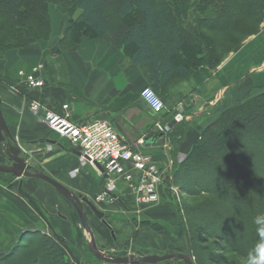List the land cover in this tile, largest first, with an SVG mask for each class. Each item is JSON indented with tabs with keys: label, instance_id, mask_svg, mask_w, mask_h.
<instances>
[{
	"label": "crops",
	"instance_id": "1",
	"mask_svg": "<svg viewBox=\"0 0 264 264\" xmlns=\"http://www.w3.org/2000/svg\"><path fill=\"white\" fill-rule=\"evenodd\" d=\"M53 7V16L51 7L48 13L51 38L56 40L62 36L65 23L63 18L57 19L61 11ZM37 66L40 69L36 75L44 81V86L32 91L24 86L19 73L28 75ZM0 70L9 82L0 84V110L8 132L26 152V162L33 170L103 212L108 227L82 203L100 253L111 242L115 246L134 247L136 251L130 257H161V251L186 255L185 244L176 232V214L168 202L173 197L165 195L167 190L161 189L159 204L142 212L126 207L113 191L108 194L113 201L98 200L104 192L106 178L85 162L68 141L49 131L38 116H33L27 109L28 101L38 102L55 113H62V106L67 105L70 120L78 125L108 121L123 142L135 145L142 139L144 145L135 148L171 174L174 164L186 158L203 123L213 113L223 111L233 88L245 81L253 87L264 85V31L245 41L241 50L226 58L201 87L183 83L180 87L183 90H171L169 98L163 95L166 103H175L174 112L177 107L184 112L178 124L149 112L139 98L140 91L147 86L141 72L122 51L101 39L83 37L73 47L30 43L0 55ZM171 97L179 99L171 101ZM156 121L169 131L157 133ZM9 164L7 158L0 157V165ZM7 181H11L12 188ZM14 181L10 175L0 173V254L21 242L22 235L30 232L50 235L48 232L53 231L80 264H109L90 252L78 213L59 192L35 178H22L17 186L13 185ZM72 211L79 220L80 236L75 231ZM153 264L184 263L166 259Z\"/></svg>",
	"mask_w": 264,
	"mask_h": 264
},
{
	"label": "trees",
	"instance_id": "2",
	"mask_svg": "<svg viewBox=\"0 0 264 264\" xmlns=\"http://www.w3.org/2000/svg\"><path fill=\"white\" fill-rule=\"evenodd\" d=\"M51 5L68 19L56 40ZM263 31L264 0H0V34L8 39L0 37V55L30 43L73 47L83 37L101 39L141 72L145 87L167 105L160 118L168 121L175 103H166L163 95L169 98L174 79L198 78L195 87H201L228 55ZM1 83L9 84L0 70ZM253 91L213 113L184 161L171 170L179 202L182 194L193 200L178 206L175 198L170 205L194 264H247L262 239L255 218L264 215V85ZM201 237L221 246L206 245ZM21 239L0 254V264H73L69 248L50 235L30 232Z\"/></svg>",
	"mask_w": 264,
	"mask_h": 264
},
{
	"label": "built area",
	"instance_id": "3",
	"mask_svg": "<svg viewBox=\"0 0 264 264\" xmlns=\"http://www.w3.org/2000/svg\"><path fill=\"white\" fill-rule=\"evenodd\" d=\"M39 69L37 66L28 75L19 73V78L27 89L40 90L44 86L43 80L36 75ZM139 98L153 115H161L166 110L161 98L148 87L140 91ZM27 109L33 116H38L49 131L77 149L85 162L101 166L108 176L107 191L111 192L115 184H119L137 207L158 204L161 189L168 190L179 202L180 193L172 185L170 173L162 170L149 156L143 155L135 148L137 145H143L142 139L135 145L122 142L111 124L105 120L75 124L70 120L67 105L62 106V113L48 111L35 101L29 102ZM182 120V113L173 116L175 124L181 123ZM155 128L161 134L169 131L160 122L155 124ZM98 200L113 201L105 192Z\"/></svg>",
	"mask_w": 264,
	"mask_h": 264
},
{
	"label": "water",
	"instance_id": "4",
	"mask_svg": "<svg viewBox=\"0 0 264 264\" xmlns=\"http://www.w3.org/2000/svg\"><path fill=\"white\" fill-rule=\"evenodd\" d=\"M80 156V154H79ZM0 157L7 158L9 160V165H0V173L10 175L13 179H15L13 185L17 186L19 181L22 178H35L44 181L48 185L52 186L59 194H61L78 213L79 219L85 230L87 237L89 239V249L90 252L99 260L109 263V264H135V263H143V264H153L159 261H163L166 259H177L182 261L184 264H194L189 255H181V254H165L161 257L159 256H146V257H134L131 256L129 258H109L104 256L99 252L91 229L88 225L86 214L83 211L82 203H84L90 212L100 220L106 227H108L107 223L104 219L103 212L99 211L96 206L85 200L79 199L74 196L71 192H69L66 188H64L61 184L55 182L51 178L46 175L37 172L32 169V167L27 164L26 159L27 155L21 150L18 143L12 138L10 133L8 132L1 110H0ZM93 166L99 171L104 178L107 179V175L104 174L103 169L96 163H93ZM33 229V226L30 227ZM48 234L53 236L56 240L60 241L57 235L53 231H49ZM113 236V234L111 233ZM61 242V241H60ZM69 256L73 260V264H80L77 261L71 252L69 251Z\"/></svg>",
	"mask_w": 264,
	"mask_h": 264
},
{
	"label": "rangeland",
	"instance_id": "5",
	"mask_svg": "<svg viewBox=\"0 0 264 264\" xmlns=\"http://www.w3.org/2000/svg\"><path fill=\"white\" fill-rule=\"evenodd\" d=\"M51 7V9H50V12H51V15L53 16V14H52V12L54 11L53 10V5H51L50 6ZM60 17H59V16ZM57 15V19L58 20H60V18L62 19L63 18V20H64V23H65V27L67 26V18H66V16H63L62 14H58ZM258 36V35H257ZM0 37L1 38H3V40H8L7 38H5V36L3 35V34H0ZM254 37H256V36H254ZM238 52H236V53H234V54H230V55H228V57H230L231 55H236ZM227 57V58H228ZM248 60V62H250V61H252V60H249V59H247ZM196 80H198V78H192V79H189V80H187L186 82H184L183 80H179V79H174L173 81H172V84L174 85V90H176L175 92H178V91H180L181 89L183 90V88H180L181 86H182V84L183 83H188V85L189 86H192V87H195V83H196ZM257 88H259V87H257ZM252 93H256L255 91H253V86H252V84H251V82H249V81H245L244 83H242V84H240L239 86H237L236 88H233L231 91H230V93L228 94V96H227V98H226V100H228L227 102H226V104L227 103H235V102H237V101H240L245 95H247V94H252ZM176 94V93H175ZM179 94V93H178ZM181 94V93H180ZM179 98H172L171 97V101L172 100H178ZM198 105V104H197ZM178 109L180 108V107H177ZM178 109H176L175 110V112L176 113H174V115L175 114H177V113H182V115L183 116H185L184 115V112L181 110V108H180V110H178ZM173 115V116H174ZM173 119V118H172ZM158 121H156L155 123H157ZM166 124V123H165ZM168 128V127H167ZM169 144H170V140H169ZM243 155H244V153H240V154H238L237 156L238 157H243ZM237 156H235L234 158H236ZM11 181H9V183H10ZM214 183H213V181L211 180V181H209V184L208 185H213ZM9 185V184H8ZM111 191H113V194H115L116 196H118L119 198H120V200H122L124 203H125V205L128 207V208H130L131 210H135V211H143L144 209H148V208H150V207H137L136 205H134V204H128L127 203V200L125 199V198H123V197H125L124 195H123V193H122V188L120 187V185L119 184H115V186H114V188L111 190ZM168 195L169 196V193H168V191L167 192H165V195ZM169 200H168V202L169 203H171V199L170 198H168ZM187 198H186V196L185 195H181V199H180V202H179V205L178 206H180L181 204L183 205V203L185 202V200H186ZM188 200V199H187ZM193 202V200L192 199H190V200H188V201H186V203L187 204H191ZM232 203L234 204V205H236V200L234 201V200H232ZM237 206L240 208L241 206H242V204L240 205V204H238L237 203ZM181 214H182V212H181ZM182 216H183V218H184V215L182 214ZM220 227L222 228V230L223 231H227L229 228H225L224 227V224H223V222L222 221H220ZM207 227L208 228H210V226L209 225H207ZM211 229V228H210ZM176 232L178 233V235L179 236H181V231L180 230H176ZM182 239V238H181ZM201 239H202V243H205L206 245H217V246H221V243H219V242H217V241H214V240H206L205 238H203V237H201ZM183 240V239H182ZM109 244L108 245H105L104 247H103V249H102V251H103V255L104 256H106V257H109V258H129L130 257V255H132L133 253H134V251H136L135 250V248L133 247V249H131L130 247H124V246H115V245H113L111 242H108ZM120 248H122V249H120ZM182 252H183V247H182ZM185 251H186V247H185ZM165 254H174L173 252L171 253V252H163V251H161V256L162 255H165ZM218 255H222L223 253L222 252H219V253H217ZM192 258V257H191ZM193 259V258H192ZM193 263H194V260H193ZM211 264H213V263H211Z\"/></svg>",
	"mask_w": 264,
	"mask_h": 264
},
{
	"label": "clouds",
	"instance_id": "6",
	"mask_svg": "<svg viewBox=\"0 0 264 264\" xmlns=\"http://www.w3.org/2000/svg\"><path fill=\"white\" fill-rule=\"evenodd\" d=\"M255 223L259 225L258 232L262 239L248 253L247 264H264V215L257 216Z\"/></svg>",
	"mask_w": 264,
	"mask_h": 264
}]
</instances>
